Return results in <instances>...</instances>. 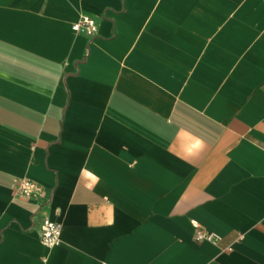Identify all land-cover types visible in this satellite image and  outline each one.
Returning a JSON list of instances; mask_svg holds the SVG:
<instances>
[{
	"label": "crops",
	"instance_id": "crops-1",
	"mask_svg": "<svg viewBox=\"0 0 264 264\" xmlns=\"http://www.w3.org/2000/svg\"><path fill=\"white\" fill-rule=\"evenodd\" d=\"M0 264H264V0H0Z\"/></svg>",
	"mask_w": 264,
	"mask_h": 264
},
{
	"label": "built area",
	"instance_id": "built-area-1",
	"mask_svg": "<svg viewBox=\"0 0 264 264\" xmlns=\"http://www.w3.org/2000/svg\"><path fill=\"white\" fill-rule=\"evenodd\" d=\"M72 31L77 35H84L92 38L97 34L96 20L90 16H80L79 19L72 24ZM42 189L29 180L14 181V196L21 200H29L35 196L42 194ZM62 225L56 221L44 220L39 229L40 243L46 249H53L61 244L60 236ZM198 239H205L207 236L198 233Z\"/></svg>",
	"mask_w": 264,
	"mask_h": 264
}]
</instances>
